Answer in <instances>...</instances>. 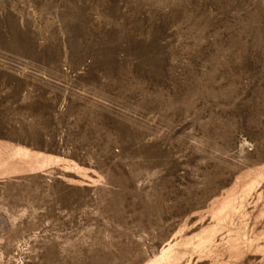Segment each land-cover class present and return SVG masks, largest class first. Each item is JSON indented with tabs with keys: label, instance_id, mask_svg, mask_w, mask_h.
Here are the masks:
<instances>
[{
	"label": "rangeland",
	"instance_id": "1",
	"mask_svg": "<svg viewBox=\"0 0 264 264\" xmlns=\"http://www.w3.org/2000/svg\"><path fill=\"white\" fill-rule=\"evenodd\" d=\"M0 264H264V0H0Z\"/></svg>",
	"mask_w": 264,
	"mask_h": 264
}]
</instances>
